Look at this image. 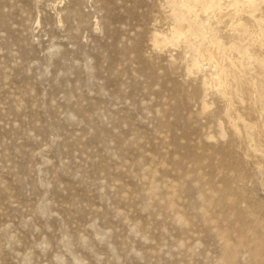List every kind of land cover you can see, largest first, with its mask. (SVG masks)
<instances>
[{
    "label": "rangeland",
    "instance_id": "374dc122",
    "mask_svg": "<svg viewBox=\"0 0 264 264\" xmlns=\"http://www.w3.org/2000/svg\"><path fill=\"white\" fill-rule=\"evenodd\" d=\"M188 1L0 0V264H264V0Z\"/></svg>",
    "mask_w": 264,
    "mask_h": 264
},
{
    "label": "bare ground",
    "instance_id": "6f19581e",
    "mask_svg": "<svg viewBox=\"0 0 264 264\" xmlns=\"http://www.w3.org/2000/svg\"><path fill=\"white\" fill-rule=\"evenodd\" d=\"M174 1V0H173ZM216 0H206V1H203V0H189L188 2H189V4L187 5V9H191V10H194L193 8H194V6L195 5H193V4H195L196 3V5H197V3H201V2H204L205 4L204 5H206V9L205 10H208V11H210L211 10V8L214 6V2H215ZM217 2V1H216ZM229 2V1H228ZM248 2H249V4L250 5H252L253 7H255L256 6V2H257V0H248ZM247 2V3H248ZM176 3V2H175ZM219 3V2H218ZM221 3V2H220ZM260 3V2H259ZM177 4V3H176ZM183 5H184V3H182ZM187 4V3H186ZM185 4V5H186ZM231 4V3H230ZM229 4V5H230ZM232 4H234V3H232ZM236 4V3H235ZM234 4V5H235ZM185 5H184V7H185ZM216 5V4H215ZM220 5V7H221V4H219ZM263 5V4H262ZM200 5H198V7H199ZM218 6V5H217ZM228 6V5H227ZM232 6V5H231ZM238 6V5H237ZM259 6V5H258ZM183 7V6H182ZM219 7V8H220ZM202 8L203 7H201V10H202ZM258 8V7H257ZM174 9V8H173ZM215 9V8H214ZM186 10V9H185ZM204 10V11H205ZM224 10V9H223ZM254 10V9H253ZM258 10V9H257ZM177 12V11H176ZM195 11H193V13H194ZM200 12V11H199ZM205 13V12H204ZM207 13V12H206ZM214 13V12H213ZM184 14V13H183ZM195 15H196V13H195ZM254 15V14H253ZM182 16V15H181ZM180 16V17H181ZM197 16V15H196ZM177 17V16H176ZM193 17H195V16H193ZM208 17V16H207ZM191 18V17H190ZM179 19V18H178ZM196 19V18H195ZM194 19V20H195ZM176 21H178V20H176ZM197 21V20H196ZM197 23V22H196ZM204 23V22H203ZM193 24H195V23H193ZM197 25V24H196ZM199 25H201V24H199ZM208 27V26H207ZM196 29V28H195ZM204 29V28H203ZM199 30H201V29H199ZM195 31V30H194ZM203 31H205V29L203 30ZM188 33H192L191 35H193V28H192V24H191V21H190V19H189V17H187L186 15H184V16H182V19H181V22L178 24V27H177V29H176V31H175V36L177 37V36H187V34ZM195 33V32H194ZM199 33H202L203 34V32H199ZM160 35V34H159ZM196 36V35H195ZM203 36V35H202ZM201 36V37H202ZM159 37V36H158ZM188 37V36H187ZM201 37H200V39H201ZM193 38V37H192ZM197 38V37H196ZM199 38V37H198ZM212 39H213V37H211ZM217 39V38H216ZM215 40V39H214ZM197 41V40H196ZM211 42V41H210ZM221 42V41H220ZM192 43V42H191ZM190 43V44H191ZM197 43V42H196ZM210 45V48H209V54H210V57L209 58H211V61H213V62H211V63H214L215 65H216V67H218V76H219V83H222L221 85H223V82L222 81H224L223 80V76L221 75V73H222V70H223V64H222V62L220 61V59L218 58V48L220 47L219 45H221V44H218L217 42H214V43H212V44H209ZM208 45V46H209ZM201 46V45H200ZM222 46V45H221ZM199 47V46H198ZM198 47H197V49H198ZM192 48V47H191ZM221 48V47H220ZM219 48V49H220ZM226 48V47H225ZM195 50H196V48H195ZM205 50V49H204ZM200 51V50H199ZM208 51V50H207ZM248 53V52H247ZM199 54V53H198ZM200 54H201V52H200ZM206 54V53H205ZM203 55V54H202ZM208 55V54H207ZM201 56V55H200ZM205 55H203V57H204ZM202 57V56H201ZM203 57H202V59L201 60H203ZM254 57V56H253ZM250 58V57H249ZM204 59H206V57H204ZM208 59V58H207ZM204 61V60H203ZM209 61H210V59H209ZM199 62V61H198ZM198 65V64H197ZM214 65V66H215ZM225 67V66H224ZM213 68H215V67H213ZM216 70V71H217ZM225 70V69H224ZM217 73V72H216ZM216 75V74H215ZM226 80V79H225ZM226 82V81H225ZM216 84H218V83H216ZM225 84V83H224Z\"/></svg>",
    "mask_w": 264,
    "mask_h": 264
}]
</instances>
